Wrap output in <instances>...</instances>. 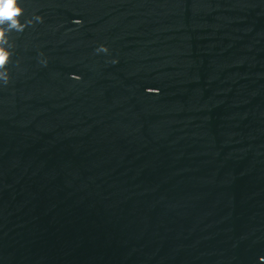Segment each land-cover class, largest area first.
I'll list each match as a JSON object with an SVG mask.
<instances>
[{
  "label": "water",
  "instance_id": "95a60500",
  "mask_svg": "<svg viewBox=\"0 0 264 264\" xmlns=\"http://www.w3.org/2000/svg\"><path fill=\"white\" fill-rule=\"evenodd\" d=\"M17 6L0 264H261L264 0Z\"/></svg>",
  "mask_w": 264,
  "mask_h": 264
},
{
  "label": "clouds",
  "instance_id": "9594fccd",
  "mask_svg": "<svg viewBox=\"0 0 264 264\" xmlns=\"http://www.w3.org/2000/svg\"><path fill=\"white\" fill-rule=\"evenodd\" d=\"M22 13V9L17 6V0H0V86H6L9 83V74L4 70V65L9 57V52L6 51L5 45L8 44L6 34L11 30L23 31L25 25L20 24L16 19ZM36 21H40V17H34ZM29 24L31 21L28 22ZM10 47V45H9ZM106 48H98L97 52L107 53ZM46 63V61H42ZM112 63H116L115 60ZM71 79H78L76 76H71ZM261 264H264V258H261Z\"/></svg>",
  "mask_w": 264,
  "mask_h": 264
}]
</instances>
